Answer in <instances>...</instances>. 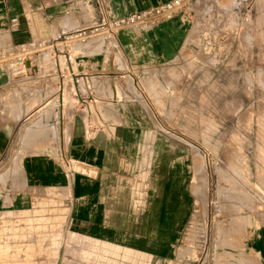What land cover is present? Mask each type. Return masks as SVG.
Listing matches in <instances>:
<instances>
[{
	"label": "crops",
	"instance_id": "0c3cea01",
	"mask_svg": "<svg viewBox=\"0 0 264 264\" xmlns=\"http://www.w3.org/2000/svg\"><path fill=\"white\" fill-rule=\"evenodd\" d=\"M168 1L0 0V51L44 47L32 54L37 62L0 66V213L54 212L65 218V231L99 243L106 255L142 264L173 260L196 206L192 171L185 160L169 159L163 143L142 155L147 113L133 81L141 73L156 102L176 107L184 82L174 85L166 69L161 80L157 68L179 57L212 2L197 0L187 22L178 14L147 30L94 31ZM249 7L258 14L260 0ZM235 30L226 26L232 38ZM243 30L237 52L261 55L252 29ZM80 32V47L61 49ZM205 58L216 66L214 56ZM235 73L234 133L226 131L234 144L225 145L234 152L235 195L221 192L216 208L209 202L206 243L219 258L208 263L264 264V63L237 62ZM83 258L71 262H96L94 255Z\"/></svg>",
	"mask_w": 264,
	"mask_h": 264
},
{
	"label": "rangeland",
	"instance_id": "374dc122",
	"mask_svg": "<svg viewBox=\"0 0 264 264\" xmlns=\"http://www.w3.org/2000/svg\"><path fill=\"white\" fill-rule=\"evenodd\" d=\"M196 1L179 13L185 22L189 20V12ZM210 1L212 8L207 9L206 16L202 15L195 21L179 57L157 68L161 80V71L166 69L174 85L179 86L184 82L176 107L174 104L171 110V105L156 102V95L148 93L147 82L142 74L135 72L133 82L141 88L138 97L147 113V130L141 139V143L146 146L142 155L144 158L151 156L152 147L163 143L169 159L185 160L192 171L189 189L196 197L195 209L184 222V231L175 243L176 255L173 260L166 263L153 259L150 264H209L212 257L218 259V254L213 256L206 243L209 202L216 208L219 207L221 192L224 198L235 195V169L231 163L234 152L225 151L226 144H234V135L227 136L226 131L234 133L235 120L230 118L236 112L237 62L264 63V0H260L258 14L257 10L252 12L250 7L247 8L251 0ZM235 14L240 19L236 30ZM226 26L228 32L235 30L233 38L226 32ZM151 27L134 26L124 30H147ZM245 27L254 32V52L261 53L252 59L237 52L239 36L245 34ZM81 42L73 39L60 47L63 49L68 46L75 50L81 46ZM208 55L218 60L216 66H209L205 58ZM32 56L16 55L11 51L0 59V66L15 69L22 64L23 58L29 57L31 61L37 62V58ZM148 69L155 67H146L143 71ZM172 95L170 92V100ZM222 145L224 151H221ZM18 217L20 219L16 223L10 222L9 227L0 233V264H91L71 261L85 260L83 256L92 255L96 257L94 264H142L106 255L99 243L92 244L75 231L68 233L63 228L65 218L54 212L36 209L30 213L19 212ZM41 244L44 249L40 248ZM54 244H57V250L53 252L52 249L50 254L49 250ZM29 248L40 253L32 252ZM59 260L61 262L57 263Z\"/></svg>",
	"mask_w": 264,
	"mask_h": 264
},
{
	"label": "built area",
	"instance_id": "2783aa9c",
	"mask_svg": "<svg viewBox=\"0 0 264 264\" xmlns=\"http://www.w3.org/2000/svg\"><path fill=\"white\" fill-rule=\"evenodd\" d=\"M195 0H170L155 9L145 10L128 17H122L114 20L112 23L103 25L101 27L95 28L94 31L104 32L106 34L112 35L118 30L142 26V27H151L155 26L164 21L170 20L179 13H181L190 3ZM86 32H80L76 36H70V40L85 38ZM43 45L39 44L37 47H24L21 49L22 54H40L43 50ZM6 57V53L0 51V59ZM20 218L18 215L13 212H1L0 213V233L5 228L9 227L10 222L16 223ZM1 239V235H0Z\"/></svg>",
	"mask_w": 264,
	"mask_h": 264
},
{
	"label": "bare ground",
	"instance_id": "6f19581e",
	"mask_svg": "<svg viewBox=\"0 0 264 264\" xmlns=\"http://www.w3.org/2000/svg\"><path fill=\"white\" fill-rule=\"evenodd\" d=\"M53 133V132H52Z\"/></svg>",
	"mask_w": 264,
	"mask_h": 264
}]
</instances>
